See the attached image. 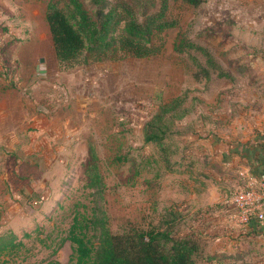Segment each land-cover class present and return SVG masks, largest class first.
Listing matches in <instances>:
<instances>
[{
	"label": "rangeland",
	"instance_id": "1",
	"mask_svg": "<svg viewBox=\"0 0 264 264\" xmlns=\"http://www.w3.org/2000/svg\"><path fill=\"white\" fill-rule=\"evenodd\" d=\"M47 2L0 0V237L21 244L3 258L73 264L71 243L58 244L90 209L96 166L111 231L164 228L172 214V234L200 237L215 263L264 264V233L232 203L264 173L241 147L264 132V0L174 6L158 56L65 71Z\"/></svg>",
	"mask_w": 264,
	"mask_h": 264
},
{
	"label": "trees",
	"instance_id": "2",
	"mask_svg": "<svg viewBox=\"0 0 264 264\" xmlns=\"http://www.w3.org/2000/svg\"><path fill=\"white\" fill-rule=\"evenodd\" d=\"M48 0L44 13L52 49L60 70H70L91 61L147 59L162 50V36L174 28V6L198 7L202 0ZM137 8L142 9L139 16ZM188 46L182 45L179 52ZM166 113V110H165ZM164 114V113H163ZM162 138V137H161ZM158 133H150L147 142H160ZM260 175V174H259ZM257 175V177L259 176ZM86 188L92 202L86 215L72 219L67 235L60 241L70 242L73 264H217L204 255V245L195 235L174 236L175 216L159 225L143 229L131 227L122 232L110 229L106 210V185L96 166L88 168ZM250 227L264 233L251 219ZM15 237H0V264H11L5 255L16 251ZM44 264H60L51 260Z\"/></svg>",
	"mask_w": 264,
	"mask_h": 264
},
{
	"label": "built area",
	"instance_id": "3",
	"mask_svg": "<svg viewBox=\"0 0 264 264\" xmlns=\"http://www.w3.org/2000/svg\"><path fill=\"white\" fill-rule=\"evenodd\" d=\"M232 203L240 212L239 222L242 225H249L252 218L262 225L264 223V173L259 175L247 189L235 192Z\"/></svg>",
	"mask_w": 264,
	"mask_h": 264
},
{
	"label": "crops",
	"instance_id": "4",
	"mask_svg": "<svg viewBox=\"0 0 264 264\" xmlns=\"http://www.w3.org/2000/svg\"><path fill=\"white\" fill-rule=\"evenodd\" d=\"M255 119L256 118H253L252 119L253 121H250L248 123L249 129L252 128V125L254 124ZM262 123L264 124V121H262ZM259 131H261V129H259ZM246 136H247V138L245 139V141L249 140V143H253V142L257 141V144H258V145L254 144V145L248 146V147L241 145L242 150L244 152V155L247 158L249 166L251 168H257L258 170H264V167H263L264 163L258 162L259 159H261V158L264 159V142L261 141V140L264 141V132L257 133V132L253 131L252 133H249V131H248L246 133ZM260 142H262L263 144H261ZM251 148H253V149H251ZM221 150H224V148L222 147ZM241 167L243 168L244 166L241 164Z\"/></svg>",
	"mask_w": 264,
	"mask_h": 264
}]
</instances>
